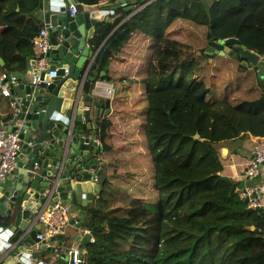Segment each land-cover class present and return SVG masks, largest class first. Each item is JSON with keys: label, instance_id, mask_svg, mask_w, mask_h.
I'll return each mask as SVG.
<instances>
[{"label": "trees", "instance_id": "16d2710c", "mask_svg": "<svg viewBox=\"0 0 264 264\" xmlns=\"http://www.w3.org/2000/svg\"><path fill=\"white\" fill-rule=\"evenodd\" d=\"M76 1L98 5L105 0ZM40 2L0 0L5 61L0 75L30 68L34 39L43 25L36 14ZM123 7L115 8V19L98 23L91 43L99 54L91 71L106 72L99 78L111 82L110 61L133 33L155 41L143 83L144 131L158 195L151 200L140 184L112 181L117 169L108 154L114 123L109 116L102 118L97 134L105 164L100 198L84 208L85 227L93 236L84 264H264V209L248 208L240 195L243 184L223 174L218 151L226 141L264 137V77L259 66L246 67L239 60L233 81L208 87L202 79L212 57L204 53L208 47L198 54L193 44L168 32L174 21H189L204 27L207 42L237 37L264 56V0H215L210 5L141 0L136 9L142 8L131 16ZM92 83L85 84L87 93ZM3 121H13L11 107Z\"/></svg>", "mask_w": 264, "mask_h": 264}, {"label": "water", "instance_id": "95a60500", "mask_svg": "<svg viewBox=\"0 0 264 264\" xmlns=\"http://www.w3.org/2000/svg\"><path fill=\"white\" fill-rule=\"evenodd\" d=\"M131 1L135 4L141 0H119L117 5ZM62 6L60 0H50L44 15L45 22L52 26V48L47 54L50 66L41 74L43 79L47 73L46 78L35 85L23 82V73H14L19 84L13 86L11 92L19 105L16 120L22 122V126L16 122L9 125V130H18L23 144L16 167L0 187V264H51L33 257L38 250L52 252L54 258L58 255L67 262V255L61 254L57 247H50L46 241L25 255L29 247L39 242L37 234L41 228L36 224V212L46 204L51 210L54 203L61 201L70 205L72 214L76 208H85L89 201L100 198L101 185L97 178L104 169L99 166L105 164L101 157L105 150L99 144L97 121L109 116L112 109L109 99L102 101L84 90L86 81L98 82L95 76L88 75L92 63L86 64L89 55L95 53L87 43L92 40L94 26L99 21L95 13L97 7L77 4V13L72 16L69 11H59L64 10ZM39 10H45L44 0ZM208 45V55H228L241 60L246 67L259 66V73L264 77V56L247 48L237 37L209 41ZM35 63L33 59L31 65ZM0 65H5L1 55ZM51 70H56L57 75L52 77ZM104 75L103 71L102 77ZM85 110L89 121L81 127ZM194 138L199 139L200 135L197 133ZM218 151L226 158L227 147L222 146ZM86 219L87 212L81 220L71 219L70 225L81 229ZM250 229L254 230L255 226ZM90 230L70 238L86 244L92 237ZM59 245L62 247L63 242Z\"/></svg>", "mask_w": 264, "mask_h": 264}, {"label": "rangeland", "instance_id": "374dc122", "mask_svg": "<svg viewBox=\"0 0 264 264\" xmlns=\"http://www.w3.org/2000/svg\"><path fill=\"white\" fill-rule=\"evenodd\" d=\"M203 1L210 5L215 0ZM168 32L172 37L193 44L198 54L203 48L209 47L205 39L204 27L195 23L176 20L171 24ZM134 38H138V34ZM148 39L142 41L138 39L133 44L125 45L110 61L108 75L112 84H107L111 86L107 98L111 99L115 96L110 106L113 108V114L109 116L111 119L115 118L112 119L113 123L115 121V126H112L110 130L109 141L113 153L110 151L109 156L112 165H115L117 169V172L113 174L115 176L112 181L120 185H125L127 181L129 183L127 185L140 184L147 197L155 200L158 194L155 191L153 164L147 149L144 131L147 100L143 79L155 48L153 38L148 37ZM206 52L207 50L204 51V53ZM239 65V60L232 56L214 55L209 58L208 71L202 79L208 87L213 89L224 86L235 79L239 72ZM133 70L134 74H132ZM212 98L209 97V99ZM117 159L118 162H116ZM70 226L68 225L66 229ZM83 228L86 229L85 225L81 227L82 230ZM64 248L63 246V252L68 255L69 247Z\"/></svg>", "mask_w": 264, "mask_h": 264}, {"label": "built area", "instance_id": "2783aa9c", "mask_svg": "<svg viewBox=\"0 0 264 264\" xmlns=\"http://www.w3.org/2000/svg\"><path fill=\"white\" fill-rule=\"evenodd\" d=\"M63 3L64 10H59L63 13L69 11L72 16L77 13V4H80L76 0H60ZM68 1V4L65 2ZM51 30L50 23L42 26L39 34L34 39V60L36 63L32 65V84H39L44 78L41 79V74L47 71L50 66V58L47 56L52 48L51 44ZM91 42V41H90ZM88 46L93 48L92 43ZM37 69L36 72L34 70ZM49 74L54 77L57 75L56 70L49 71ZM19 84L18 76L14 73L4 72L0 75V92L9 96L12 99V105L14 107L13 121L11 124L16 123V117L19 112V105L15 101L12 95L11 89L13 86ZM50 84V82H47ZM9 124V125H11ZM19 127L22 126V122H17ZM22 139L19 131L9 130L7 126L0 129V187L5 182L8 175L16 167L18 155L22 147ZM262 167H264V137L257 138L253 145V158L247 168L246 174L248 177H257L261 174ZM98 180V178H97ZM240 195L247 201L248 208L252 209H264V183L256 184L253 186H244L240 190ZM49 204H46L40 211L36 212L37 223L43 224L45 228L40 230L37 234L39 242L38 246L43 244V241H48L53 237L65 236L66 228L70 225L71 219V207L69 204L58 201L51 206V210H48ZM84 251L79 247H70L67 251V257L69 264H84Z\"/></svg>", "mask_w": 264, "mask_h": 264}, {"label": "crops", "instance_id": "0c3cea01", "mask_svg": "<svg viewBox=\"0 0 264 264\" xmlns=\"http://www.w3.org/2000/svg\"><path fill=\"white\" fill-rule=\"evenodd\" d=\"M44 2H45V10L44 11L38 10L36 12V14L42 19V24H43L42 26H44V24H45L44 15H45V12L48 11V9H49L50 0H44ZM118 2H119V0H105L101 4L94 5V6L97 7V10L96 11L94 10V11H95V13H98V16H96V17H97V19L99 21L94 26L93 36H94V34L96 32L97 25H98V23L100 21H103V20L111 21V20L115 19V11H116L115 8L118 7V5H117ZM137 3L134 4L131 1L130 3H127L126 5H124L125 8L123 7V9L125 11H127V12H131L132 11L129 16H131L133 13H135V11H137V9H136V4ZM82 5H86V4H82ZM86 32H87V30H86ZM136 34H138V38H134V36ZM144 36H146V35L143 34V33L135 32V33L132 34V36H131V38H130V40H129V42L127 44H133L134 41H137L138 39H140L141 41L143 39L147 40L148 37L146 36L147 38H145ZM82 39H84V37H82ZM148 41H149V39H148ZM90 43L91 42L87 43V45L88 44L90 45ZM89 48L92 49L93 51H95L92 47L89 46ZM97 52H99V50ZM95 53H96V51H95ZM95 53L93 55H89L88 59L86 60V64L87 65L92 63V66H93V64H94V62L96 60V57H98V55L96 56ZM79 57H81V54L78 56V58ZM82 63L83 62H81V64ZM85 71H86V69L82 71V73H81V75L79 77L80 80L82 79L83 75L86 73ZM32 72H33V69H32V65H31V62H30V68L25 73H23V75H24L23 76V82L31 81ZM109 72H110V68H109ZM130 74H131V72H130ZM132 74H134V70L132 71ZM88 75L95 76L98 79L97 84H94V83L90 82V83H92L91 93L94 94V98H98V99L104 101L102 98H107L109 96L108 93L111 90V86H109L107 84H112V81L110 80L111 82H108V81H103L102 79H100L99 77L100 76L102 77V71H99V70L94 72V71H91V69H90V72H89ZM106 76H107V73L103 77H106ZM86 83H87V81L85 82V84ZM100 84H102L101 87H100ZM114 97L110 99V106L112 104V101H113ZM7 98L11 99V97H9V96H5L2 93L0 94V129L3 128L4 126H7L9 128V124L10 123L9 124L8 123H4L5 121H3V119L5 118L6 114L9 113L10 107L12 108L13 115H14V107L12 105V99L10 101V107H9V105H8L9 101L7 100ZM111 109L112 110H111L110 115L113 114V108L111 107ZM77 116L78 115L76 114V117ZM83 117H84V120L81 123V127H84V124L87 121H89V113H88L87 110H85ZM112 119H115V118H112ZM99 121H97V124H98ZM114 126H115V121H114ZM116 131H117V129L115 130V132ZM257 138L258 137L248 136V137H244V138H241V139H236V140H233V141H226V142L222 143V145L220 146V147L224 146V147L228 148V154H227L226 158H222V156H221V160H222V162L224 164L223 174L226 175V176H229V177L233 178L234 180H236L237 182H240L241 184H243L242 187H244V186H253V185H256V184L264 183V167H262L261 174L259 176H257V177L250 178L246 174L247 168H248V166H249V164L251 162V159L253 158V145H254L255 139H257ZM99 144L102 147L100 139H99ZM111 152L113 153V150H111ZM103 155H105V152H104ZM103 155L101 156L102 157V161L104 159ZM108 155H110V153ZM99 167L104 168V164L100 165ZM98 178H100V175L98 176ZM99 183H100V181H99ZM91 201H93V200H91ZM91 201H89L88 204H90ZM84 214H85L84 207H80L79 209L76 208V210L72 212L71 216H72V219L73 218H78V219L81 220L83 218ZM36 224L38 226L40 225V228L42 230L45 228V226L43 224H40V223H36ZM0 225H1V220H0ZM87 231H88V229H84L83 228V230H82V229L77 228L74 225H71L66 230V234H65V237L63 239L61 237H56L55 240L50 239V240L47 241V243L49 244L50 247H57L58 251H60V253L64 254V255H66V254L63 252L64 251L63 250V246L65 247L64 249H66L67 247H69V248L70 247H79L84 252H86V244L87 243L85 244L82 240L71 239L70 237L72 235H74L75 237L77 235H80V234L83 235ZM0 235H2V233ZM10 235L11 234L9 233L8 236H10ZM91 235H92V233H91ZM91 241H93V236L90 238V242ZM60 242H63V246L62 247H60V245H59ZM37 248H39L38 245L31 246V248L29 247L27 249V251L25 252V255H26V253L28 254V252H31V251L34 252L35 250H37ZM33 257L34 258L38 257L40 260L45 261V262H50L51 264H53V263L54 264H69L68 261L66 262V261L60 259L58 255L54 258V255H53L52 252H48V251H45V250H38L37 252H34Z\"/></svg>", "mask_w": 264, "mask_h": 264}, {"label": "clouds", "instance_id": "9594fccd", "mask_svg": "<svg viewBox=\"0 0 264 264\" xmlns=\"http://www.w3.org/2000/svg\"><path fill=\"white\" fill-rule=\"evenodd\" d=\"M150 1H152V0H150ZM142 7H140V8H137V11L138 10H140ZM137 11H135V12H137ZM106 84V83H105ZM107 99H109V98H107ZM106 100V99H105ZM110 100V99H109ZM98 181H99V178H98Z\"/></svg>", "mask_w": 264, "mask_h": 264}]
</instances>
